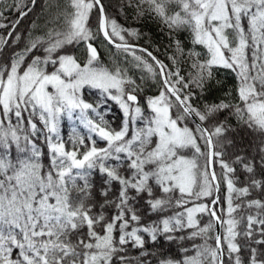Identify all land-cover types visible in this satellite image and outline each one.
Listing matches in <instances>:
<instances>
[{
    "label": "snow or ice",
    "instance_id": "snow-or-ice-1",
    "mask_svg": "<svg viewBox=\"0 0 264 264\" xmlns=\"http://www.w3.org/2000/svg\"><path fill=\"white\" fill-rule=\"evenodd\" d=\"M36 3L0 2V21L18 13L0 34V52L24 40L0 63V264H264V0H121L126 19L130 9L165 33L171 67L133 43L145 33L110 16L103 0H64L41 34L22 37L16 27ZM181 31L193 47L185 49ZM100 37L125 60L104 65ZM78 47L83 62L68 50ZM126 63L160 78L159 94L147 98L150 117ZM220 68L235 73L234 93L201 105ZM85 85L99 90L95 105L81 98ZM108 100L123 113L119 130L98 110ZM65 114L90 133L71 150L58 132ZM37 115L48 133L46 173L28 135L31 155L7 153L10 142L29 151L19 132L27 125L38 135ZM161 241L180 255L166 254Z\"/></svg>",
    "mask_w": 264,
    "mask_h": 264
},
{
    "label": "trees",
    "instance_id": "trees-1",
    "mask_svg": "<svg viewBox=\"0 0 264 264\" xmlns=\"http://www.w3.org/2000/svg\"><path fill=\"white\" fill-rule=\"evenodd\" d=\"M0 2H4V0H0ZM12 0H6L7 4H10ZM105 8L108 12V14L114 18L117 19V21L126 27H134L141 30V32L145 33L144 37L140 40L136 41L133 40V43H138L139 45L143 47L149 48L150 51H153V54L161 61H163L165 64L169 65L171 67V61L168 59V55L170 54V50L168 53H166L165 45L169 43L167 36L164 32L160 30L159 25L145 17L144 19L140 21H135L132 19V13L130 9H126L127 12V19L125 18V15L122 14L119 11L121 0H103ZM48 4L50 7L45 8V0H37L36 6L33 8L31 12L17 25L16 32L20 33L22 37H26L29 32H33L36 35L41 34V31L45 27V22L47 20H50L55 13L59 10L57 5L59 7H62L64 4V0H48ZM30 5V3H29ZM28 5V6H29ZM18 16V13L15 11L12 12H5L6 19L0 22L7 23L9 25L8 29H0V34H5L7 31L10 30L11 23L14 21V19ZM35 23L36 27L33 29V24ZM91 23L93 25V29H95L96 24V13L93 12L91 16ZM50 26V25H49ZM15 36V33L13 34ZM177 38L182 41V43L185 46V49L193 47L191 43V38L189 36V33L187 31H181L176 34ZM150 37V39H149ZM103 38L100 37L97 41H95V46L98 49V53L101 59V62L106 66H111L113 61L116 59H120L121 61L125 60V57L123 54H118L116 49L110 45L107 44V42H102ZM24 44V40L21 39L17 42L16 45H13L12 47H6L3 52H0V63H3L7 58L11 55L12 51H19ZM158 49V50H157ZM196 51L201 52L202 57L206 55V50L200 46H195ZM69 51L73 52L78 57H81V62L85 59L81 54L83 52L82 47L78 48H71L68 49ZM42 54V53H38ZM31 54H29L26 59L30 60ZM127 61H131V57H127ZM125 67L130 69L129 74L132 75L133 79L136 80L138 84L141 85V90L138 92V102L139 105L142 108V111L144 113L145 117L151 116V111L147 106V98L151 96H156L159 94V84L157 81H159V76L153 78L150 74L147 72L142 71V69L135 68L131 63H126L124 65ZM181 75L187 76L189 72V65L187 63L180 62L178 65ZM48 71L54 70L51 65L47 68ZM173 71H175V68H172ZM158 71V69H157ZM143 77V79H142ZM219 81L220 83L217 84L216 82ZM237 86V80L235 73H233L231 70L228 69H214V79L212 81V87L207 91L203 97L199 99V103L202 105L203 103H213L218 102L219 99L224 98L226 93L233 92L234 89ZM198 92V90H197ZM80 96L81 98L87 102L96 104L100 98V92L97 89L91 88L90 86L85 85L80 90ZM103 115L104 119L107 120L110 124V126L114 129L119 130V128L122 126L123 122V113L121 109L119 108L118 104H116L114 101L108 100L106 104H101L98 109ZM25 117H27V112L24 113ZM225 114H221V119H223V116ZM89 118L98 119L95 113L89 112L88 113ZM34 123L37 124L39 131L38 135H32L31 134V128L27 125H25V128L23 131L19 132L20 135V147L24 148L27 147L29 151L27 152H20L17 148V145L15 143H11L7 149V153L9 155V158L15 161L17 158H24L27 155H31L30 151V145H25L24 142V136L28 135L29 138L35 143L36 148L40 152V156L38 158V162L42 166V171L47 172L50 167V153L48 150V145L46 142L45 137L48 135L47 130L44 129L43 123L39 120V116H35L31 118ZM13 124H15V118L13 117ZM233 124H235V121H232ZM144 123L143 121H137L136 127H143ZM58 132L60 139L65 142L66 148L68 150H71L73 147L72 140L76 137H83L87 138L90 133L88 129L83 127L82 125L77 124V120L74 124L70 123L69 120H67L64 115H62L61 120L58 123ZM155 139V138H153ZM99 147H104L105 142L98 141ZM5 149L3 147H0V153H4ZM188 155H191L190 152L187 153ZM218 170V169H217ZM97 181L99 180V176L97 174ZM151 219H155V217H151ZM161 244L163 245V250L166 254H170L173 256H179V246L175 243L167 244L161 241ZM149 248H152V245L149 244ZM130 256L138 255L137 250H130L129 252Z\"/></svg>",
    "mask_w": 264,
    "mask_h": 264
},
{
    "label": "rangeland",
    "instance_id": "rangeland-1",
    "mask_svg": "<svg viewBox=\"0 0 264 264\" xmlns=\"http://www.w3.org/2000/svg\"><path fill=\"white\" fill-rule=\"evenodd\" d=\"M51 90V89H50ZM119 106V105H118ZM151 111V110H150ZM62 117V116H61ZM61 117H60V119H59V121L61 120ZM64 117H66L67 118V120H69L70 121V123H72V124H74L75 123V121L77 120V124L78 125H82L83 127H85V125L78 119V118H76V115H74L73 116V118L72 119H69L68 118V116L65 114L64 115ZM86 128V127H85ZM87 129V128H86Z\"/></svg>",
    "mask_w": 264,
    "mask_h": 264
},
{
    "label": "bare ground",
    "instance_id": "bare-ground-1",
    "mask_svg": "<svg viewBox=\"0 0 264 264\" xmlns=\"http://www.w3.org/2000/svg\"><path fill=\"white\" fill-rule=\"evenodd\" d=\"M29 7H31V4L29 5Z\"/></svg>",
    "mask_w": 264,
    "mask_h": 264
},
{
    "label": "water",
    "instance_id": "water-1",
    "mask_svg": "<svg viewBox=\"0 0 264 264\" xmlns=\"http://www.w3.org/2000/svg\"><path fill=\"white\" fill-rule=\"evenodd\" d=\"M143 47V46H142Z\"/></svg>",
    "mask_w": 264,
    "mask_h": 264
}]
</instances>
